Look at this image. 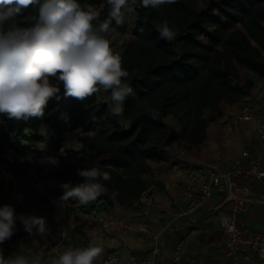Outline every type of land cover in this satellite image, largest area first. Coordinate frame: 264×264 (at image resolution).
I'll return each mask as SVG.
<instances>
[{
  "label": "trees",
  "instance_id": "obj_1",
  "mask_svg": "<svg viewBox=\"0 0 264 264\" xmlns=\"http://www.w3.org/2000/svg\"><path fill=\"white\" fill-rule=\"evenodd\" d=\"M78 2L96 7L106 0ZM101 12L108 17L107 4ZM36 15L29 8L16 22L31 26ZM165 20L177 32L172 42L161 39L155 27ZM129 24L133 38L119 54L129 73L125 82L134 92L123 104L129 125L111 113L108 97H66L63 84L50 78L60 86V98L49 101L42 117L15 120L0 113V149L10 155L8 171L19 169L39 182L44 158L54 157L61 166L49 175L62 185L83 181L79 169L97 167L111 178L100 180L107 192L100 195L102 202L92 204L133 206L149 185L153 163L165 160L166 147L180 140L187 147L199 145L209 121L222 115L220 103L233 104L249 95L252 83L246 78L240 84L241 69L264 79V0H176L159 8H143L138 2L116 32L126 31ZM168 115L179 131L164 120ZM41 124L51 135L38 149L32 143L45 140ZM74 130L82 134L81 146L65 148L66 134ZM63 192L60 186L51 196L59 199Z\"/></svg>",
  "mask_w": 264,
  "mask_h": 264
},
{
  "label": "clouds",
  "instance_id": "obj_2",
  "mask_svg": "<svg viewBox=\"0 0 264 264\" xmlns=\"http://www.w3.org/2000/svg\"><path fill=\"white\" fill-rule=\"evenodd\" d=\"M106 2L110 11L100 21V12L93 5H82L78 0H0V113L15 120L42 117L49 101L60 98V86L50 82L55 78L63 84L66 97L80 101L110 91L109 110L115 116L122 115L126 98L134 92L125 82L129 73L122 67V57L114 52L110 37L123 26L125 13L135 12L138 2L143 8H159L176 0ZM29 8L37 15L32 17L31 26L21 27L16 18ZM155 27L161 39L176 40L177 32L167 20ZM44 161L58 164L54 157H45ZM77 174L83 182L62 184V202L74 198L87 204L107 192L100 180H110L108 172L92 167L79 169ZM17 220L29 235L49 232L44 217L17 215L12 205H3L0 245L15 234ZM95 240L86 248L62 252L53 247L47 257L22 249L5 259L0 249V264H94L104 251Z\"/></svg>",
  "mask_w": 264,
  "mask_h": 264
},
{
  "label": "crops",
  "instance_id": "obj_3",
  "mask_svg": "<svg viewBox=\"0 0 264 264\" xmlns=\"http://www.w3.org/2000/svg\"><path fill=\"white\" fill-rule=\"evenodd\" d=\"M106 4L107 2L101 3L95 7L100 12L101 17H103L101 11ZM107 6L110 11V6ZM134 18L135 15L133 14L132 19L134 20ZM131 28L132 24H129L126 31L113 33L110 37L111 46L115 53L120 54L123 49V44L133 38ZM242 70L240 84L242 85L246 78L250 79L252 83L249 89V95L233 104L225 101L220 103L222 115L215 120L209 121L202 143L187 147V141L180 140L166 147L165 160L153 163V170L151 175L148 176V180L149 185L151 183H157L158 190H151L149 193L152 199L151 201L153 202L150 205L148 204L147 207L149 210H152L155 208L154 202H160L162 204L164 211L159 223H154L149 214L144 215L141 210L134 206H122L117 203L111 206L105 205L107 209L104 205L102 206L105 208V214L107 215L125 217L132 224L145 223L150 230L160 233L163 246L158 257V264H171L176 241L185 236L192 227L201 229L208 228L210 231L199 234V243L190 248L183 259V264H186L191 259L195 260L194 264L208 263L215 255L222 252L226 240V237L219 229L218 216L222 213H228V205L216 208L225 197L224 192H213L212 197L195 212L197 218L195 223L191 224L186 217L182 218L176 215V211L185 207L187 199L181 194L180 180L173 179L169 175L168 164L173 154L178 153L189 161H198L220 170L230 168L235 160L241 157L244 149L249 151L251 157H258L260 160H264V141L258 139L254 126L251 123L237 121L235 119V114L239 111L244 101L252 100L260 104V101L264 99V79L260 78L253 71L248 69ZM102 94L103 97H110V91L107 93L102 92ZM120 119L125 126L129 125V120L125 119L122 115ZM164 120L176 130H180L179 125L172 116L168 115ZM39 133L44 136L45 140L43 142H33L32 144L38 149H43L45 142L51 135V131L46 125L41 124ZM80 136L82 134L78 130L68 132L64 147L79 149L81 146ZM4 156L8 160L10 159L9 153L6 152ZM57 160V165L47 162L43 164V169L41 170L43 180L39 182L33 181L31 177H27L19 169L5 171V168L1 166V171L5 174L4 178L8 181L2 184V181H0V207L3 205H12L17 215L23 213L25 215L42 216L47 221V227L49 229V232L44 236L29 235L24 231L23 225L17 220L15 234L11 239L0 245L5 259L14 253L20 252L22 249L39 252L46 257L47 251L44 240L50 239L56 241L60 238L61 231L58 210L63 206V202L48 193L61 186L59 179L50 177L49 175L50 172H55L60 168L61 162L59 159ZM13 177L19 181L18 191L15 190L10 181V178ZM81 182L83 181H77L73 185ZM44 184L49 189L44 188ZM37 188H43V192L47 198L46 200H41L38 197ZM97 199L102 202L100 196ZM72 200L77 205L81 204L74 198ZM75 209L76 207L74 206L71 208V211ZM245 218L247 225L252 229L264 227V203L255 202L249 204ZM119 228L118 225L112 227L108 232L106 241L109 245L120 247L123 255H126L131 250L134 233L132 231L123 233ZM82 233L83 229L81 226L71 225L67 230L65 241L61 246L62 251L66 250L70 243L82 245L84 238Z\"/></svg>",
  "mask_w": 264,
  "mask_h": 264
},
{
  "label": "built area",
  "instance_id": "obj_4",
  "mask_svg": "<svg viewBox=\"0 0 264 264\" xmlns=\"http://www.w3.org/2000/svg\"><path fill=\"white\" fill-rule=\"evenodd\" d=\"M103 91L98 95L103 98ZM237 121L251 123L259 140L264 141V99L260 104L252 100L242 103L235 114ZM0 123L3 122L0 120ZM170 177L180 180L181 194L186 197L184 208L176 211L178 217H186L189 223H195L198 211L211 197L214 191L224 192L225 197L218 207L228 205V213L218 216L219 229L226 237L222 252L215 255L206 264H264V227L252 229L246 223L245 213L248 205L264 203V160L251 157L244 149L241 157L225 170L198 161H189L178 153L173 154L168 164ZM14 188L17 190L16 182ZM158 190L157 183H151L134 203L144 215L149 214L154 223H159L163 215L160 202H154L155 208L149 210L152 204L149 193ZM73 200L63 202L58 210L60 231L67 234L71 225L81 226L83 229V243H70L68 248H86L90 243L100 244L104 251L97 257L94 264H158V257L163 246L160 233L150 230L145 223L132 224L125 217L105 214V208L87 204H75ZM76 207L74 211L71 208ZM71 211V212H70ZM47 225V221H46ZM119 226L123 233H134L131 250L123 255L120 247L109 245L106 241L112 227ZM208 228L192 227L189 232L179 238L173 250L171 264H183V259L193 245L199 243V234L208 233ZM61 235L56 241L44 240L46 257L53 247L61 246L65 241ZM191 259L186 264H194Z\"/></svg>",
  "mask_w": 264,
  "mask_h": 264
},
{
  "label": "rangeland",
  "instance_id": "obj_5",
  "mask_svg": "<svg viewBox=\"0 0 264 264\" xmlns=\"http://www.w3.org/2000/svg\"><path fill=\"white\" fill-rule=\"evenodd\" d=\"M104 20V18L103 17H101V14H100V21H103ZM95 23H98V22H95ZM242 69H241V74H242ZM7 151H3L2 149H0V181H2L1 182V184L2 183H4L5 181L7 182L8 180H6L5 178H4V173L1 171V166H3L4 168H5V171H8V169H7V167H8V164H7V161H8V158H5V153H6ZM8 153V152H7ZM10 181H11V183H12V186L14 187V182H16V185H17V187H19V181H18V179L17 178H15V177H13V178H10ZM5 182V183H6ZM22 182L23 183H25V181L24 180H22ZM46 184V183H45ZM45 184H44V188H47V189H49V187H45ZM46 185H48V184H46ZM16 191H18V189L16 190ZM36 191H37V195H38V197L41 199V200H46L47 198L45 197L46 195L44 194V190H43V188H37L36 189ZM43 192V193H42ZM48 193H50V195H51V192L49 191Z\"/></svg>",
  "mask_w": 264,
  "mask_h": 264
}]
</instances>
